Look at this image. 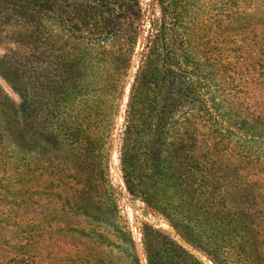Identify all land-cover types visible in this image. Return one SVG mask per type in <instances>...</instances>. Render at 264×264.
Instances as JSON below:
<instances>
[{"label":"trees","instance_id":"16d2710c","mask_svg":"<svg viewBox=\"0 0 264 264\" xmlns=\"http://www.w3.org/2000/svg\"><path fill=\"white\" fill-rule=\"evenodd\" d=\"M243 3L0 0V46L19 48L0 75L21 101L0 87V188L21 210L47 193L51 211L46 229L19 219V255L1 264H39L44 239L77 262L108 244L117 264H141L125 192L194 249L143 223V264H264V28L252 92L234 54L250 28ZM11 115L30 144L15 145Z\"/></svg>","mask_w":264,"mask_h":264},{"label":"rangeland","instance_id":"374dc122","mask_svg":"<svg viewBox=\"0 0 264 264\" xmlns=\"http://www.w3.org/2000/svg\"><path fill=\"white\" fill-rule=\"evenodd\" d=\"M145 5L151 4V0H142ZM243 8H249V31H246L240 43L242 44L239 47V50L235 52L236 55V64L242 70L244 76L250 78L252 83L248 88L254 92L256 89L253 84L257 83V78H263L259 73L262 72V67L258 66V58L253 53L255 46L253 41L254 37L262 32L261 28H264V0H244ZM149 19H147V24ZM148 28V27H147ZM147 35V34H145ZM19 49L16 44L8 43L3 46H0V58L3 57L6 53H9L11 50ZM141 51V46L138 48L137 53ZM138 63V55H136L133 64L134 72L136 70V65ZM256 77V79H255ZM262 80V79H261ZM0 87L6 92V94L16 103L20 104V97L8 84V82L0 75ZM246 91H249L245 89ZM244 92V97H247V94ZM129 92V87L127 88ZM125 111L122 112L124 114ZM10 126L13 128L15 135L12 140L15 142V145L21 143L30 144L33 138L32 132L29 128L20 126L21 121L15 115L10 116ZM122 119V120H121ZM123 125V116L121 115L117 121L115 129V147L113 150L112 156V167H111V178L113 183L119 188L124 186L123 179L118 168V161L116 158V164H114V154L117 156V139L120 134L121 127ZM4 181V174L2 172V165L0 164V186ZM47 193L42 196H39V199L34 196L26 195L24 200L32 198L36 202V206L31 204L29 209L21 210L18 206L20 204V199H14V197L0 188V264L5 262L11 257L19 255V246L21 244V233L18 230L17 222L21 218L25 220V225L32 223L31 220H37V226L41 229H46L50 224V214L51 211H48V201ZM123 194V193H122ZM17 200V201H16ZM32 203V202H31ZM120 207L123 210V214L129 220L131 231L136 243L137 253L139 255L141 264H143L141 256V233L140 229L143 223H148L154 227L162 228L169 230L181 243L185 246L194 250L193 247L182 240V238L177 234L176 230L168 224L162 217L157 215L148 205L136 202L131 196L125 192L121 197ZM26 212H36V216L26 215ZM140 242V243H139ZM40 259L39 264H117L115 259L116 253L113 250V247L108 246V244H103L100 248L94 253L84 252V255L81 257L85 260L84 262H77L76 260L68 259V251L63 247H59L56 242L50 239H44L40 242ZM93 249V247H92ZM143 252V249H142ZM200 255V254H199ZM144 256V255H143ZM145 261V259H144ZM203 261L206 264H209L211 261L203 257ZM212 263V262H211ZM213 264V263H212Z\"/></svg>","mask_w":264,"mask_h":264}]
</instances>
